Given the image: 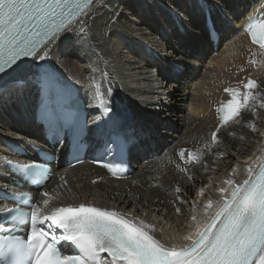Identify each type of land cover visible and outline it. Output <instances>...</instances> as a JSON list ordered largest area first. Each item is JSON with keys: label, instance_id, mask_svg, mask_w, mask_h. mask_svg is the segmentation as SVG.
Instances as JSON below:
<instances>
[{"label": "bare ground", "instance_id": "obj_1", "mask_svg": "<svg viewBox=\"0 0 264 264\" xmlns=\"http://www.w3.org/2000/svg\"><path fill=\"white\" fill-rule=\"evenodd\" d=\"M206 1L215 29L224 38L216 52L193 0H109L105 18L116 9V16L110 17L113 23L93 29L88 44L70 48L66 42L57 43L47 60L49 67L78 86L88 108L96 104L125 118L136 140L129 150L133 174L124 179L109 177L87 163L65 168L60 177L65 176L68 187L60 189L64 182L50 181L47 206L39 193L34 194L39 206L46 210L51 205L84 203L117 210L153 225L163 243L179 245L186 231L203 225L213 214L215 208L205 212L204 205L208 199H220L218 190L226 187V180L246 179L248 167L254 168L264 156V50L241 40L239 30L248 15L257 9L264 13V0ZM176 14L184 18L185 38L176 33ZM143 42L158 52L162 62L144 54L139 46ZM200 49L203 57H198ZM247 55L251 63L245 62ZM179 65L188 66V72L171 78L175 74L169 72ZM248 77L258 86L253 91L255 100L250 98L238 123L232 122L210 141L216 126L213 105L225 98L226 86H242ZM18 82L22 80L14 73L1 85L0 188L13 182L5 167V160L13 158L7 143L26 150L29 145L47 149L32 123L34 103L22 104L16 98L31 84ZM182 147L197 156L189 168L175 160V150ZM63 152L59 148L57 155ZM201 188L203 196L198 195Z\"/></svg>", "mask_w": 264, "mask_h": 264}, {"label": "snow or ice", "instance_id": "obj_2", "mask_svg": "<svg viewBox=\"0 0 264 264\" xmlns=\"http://www.w3.org/2000/svg\"><path fill=\"white\" fill-rule=\"evenodd\" d=\"M109 7V0H0V74L18 73L22 82L31 84L16 98L22 104L34 102L38 116L49 122L58 143L65 126L52 106V77L39 69L58 42L83 48L94 38L90 35L93 29L102 30L113 23L110 17L116 16V9L105 18ZM247 30L252 42L264 49V20H252ZM30 63L35 67H29ZM257 87L256 81L248 80L243 104L238 90L225 89L232 98L218 109L221 125L212 133L214 141L220 127L239 122L241 107L247 106L250 98L255 100L252 90ZM180 155L183 158L185 154L182 151ZM9 164L18 170L33 167ZM40 171L43 175V169ZM247 173L240 183L226 180V187L218 190L219 200L208 199L205 212L215 208L214 213L208 222L197 224L194 235L184 236L188 243L179 247L163 243L153 225L131 214L84 204L45 210L33 203L30 213L0 209L13 222L10 228L0 225V250L13 249L31 264H264V164L258 170L249 166ZM198 195H204L203 188ZM23 202L30 203V199L25 197ZM42 204L47 206L49 200ZM24 225L29 226L26 237L13 234ZM53 229L59 230V235ZM62 242L81 255H63Z\"/></svg>", "mask_w": 264, "mask_h": 264}]
</instances>
